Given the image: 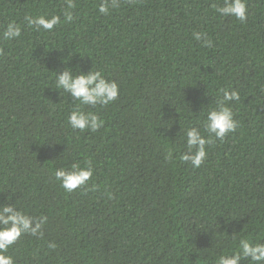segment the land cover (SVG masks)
I'll list each match as a JSON object with an SVG mask.
<instances>
[{
    "label": "trees",
    "instance_id": "16d2710c",
    "mask_svg": "<svg viewBox=\"0 0 264 264\" xmlns=\"http://www.w3.org/2000/svg\"><path fill=\"white\" fill-rule=\"evenodd\" d=\"M74 2L64 22L65 0H0V205L47 217L42 237L8 250L15 264H216L240 238L264 243V0H246L244 22L215 11L224 0H120L108 15L102 0ZM26 15L62 23L36 31ZM13 21L21 36L5 40ZM65 68L100 71L118 98L61 95ZM222 89L239 92L238 127L194 168L185 133L208 138ZM78 106L103 126L73 130ZM73 164L94 174L68 192L54 172Z\"/></svg>",
    "mask_w": 264,
    "mask_h": 264
},
{
    "label": "clouds",
    "instance_id": "9594fccd",
    "mask_svg": "<svg viewBox=\"0 0 264 264\" xmlns=\"http://www.w3.org/2000/svg\"><path fill=\"white\" fill-rule=\"evenodd\" d=\"M120 0H102L98 5V11L102 15H108L110 10L119 7ZM66 7L63 12L64 22L74 19V0H65ZM216 12L221 16L235 17L244 22L248 18L246 0H224L222 6L213 5ZM25 21L30 28L36 31L51 32L57 25L62 23L60 15H26ZM196 40H203L205 46H211L212 41L206 39L204 33L194 32ZM5 40H12L21 36V27L17 23L7 24L2 33ZM55 89L60 94L70 95L72 101H78L79 105L95 108L97 105H108L114 102L119 95V86L115 81L104 78L100 71H89L86 74L78 72L73 75L72 69L65 68L62 72L55 73ZM221 98L218 99L216 107L206 114L205 129L208 134L206 138L200 129L192 127L185 133L187 151L180 156V160L188 162L194 168H199L207 157V146L215 140H223L229 133L235 132L238 121L235 120L233 111L229 106L240 100L239 92L236 90L222 89ZM68 123L73 130L81 132L90 130L95 132L103 126V121L93 112H85L78 106L71 111ZM171 154H169V158ZM94 169L89 164L81 167L73 164L71 169L57 168L54 172L55 179L60 186L72 192L78 188L85 187L93 177ZM47 217H33L18 210L15 205H0V264H15L14 258L8 254L17 241L25 235L33 237L43 236V226ZM54 247V245H49ZM238 251L231 254L225 252L216 259V264H242L245 260L249 264H264V243H253L246 238L238 241Z\"/></svg>",
    "mask_w": 264,
    "mask_h": 264
}]
</instances>
